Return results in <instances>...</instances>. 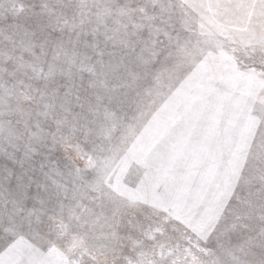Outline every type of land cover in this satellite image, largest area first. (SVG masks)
<instances>
[{
  "label": "rangeland",
  "instance_id": "rangeland-1",
  "mask_svg": "<svg viewBox=\"0 0 264 264\" xmlns=\"http://www.w3.org/2000/svg\"><path fill=\"white\" fill-rule=\"evenodd\" d=\"M180 0H0V174L11 169L20 174L22 169L3 154L5 132L9 129L20 135L25 131V122L33 130L39 123L47 127L53 123V109L50 101L52 90L74 77L78 82L103 79L105 74L114 70V65L97 62L98 52L107 53L105 37H115L119 44L132 33L147 36L155 31V25L169 14V5ZM227 2V0H225ZM238 0H233V3ZM10 12L5 19V13ZM252 26L262 25L260 9L247 8ZM209 19L207 26L220 33L225 39L227 33H235V28H225L217 20L238 19L237 12L221 9ZM153 18H156L155 20ZM163 25H161L162 27ZM99 42V48L94 47ZM105 61L109 57L105 55ZM246 63V61H242ZM229 72L217 75L211 88L207 89L211 100L200 102L203 110L209 105H222L211 117V124L205 121L201 127L207 142L201 147L197 172L201 179L200 187L195 190V202L189 207L173 206L156 194V184L144 185V173L148 169L156 170L168 164L170 156L165 149L166 143L176 141L178 155H182L186 144V123L181 117L191 110L192 101L182 96H168L173 79H161L152 89L151 99L139 117L138 124L128 136L137 134L135 140L112 148L97 164H103L113 171V188L108 189L125 209L117 214L119 228L115 234L101 236L94 219L82 208L90 201L83 186V180L74 172H69L63 159V150H58L55 158L60 160L64 170L58 183L44 184L38 171L40 157H36L37 171L30 173L35 177L27 198L23 200L28 209L43 208L42 223L34 234L35 242L43 245L52 264H95L99 240H104L109 254V264H115L113 257H119L125 264H138L145 254H166L170 240L169 231L156 232L141 227L145 214L156 209L171 211L172 215L185 223L191 218L207 217L218 211L217 205H223L233 195L229 209L240 199H246V207L240 215L244 219L237 221L235 227L229 225L225 241L228 259L232 264H248V256L259 251L264 245V230L257 228L252 218V209L256 207V194L249 197L248 188L243 184L233 194L235 176L233 169L238 162L234 154L237 144H242L246 132L239 120L243 118L249 99L247 93L260 87L255 79L243 75V69L228 61ZM109 86L114 82L111 77L104 81ZM102 86V85H101ZM63 89H61L62 91ZM201 86H195L199 92ZM20 120L19 125L16 121ZM11 121V124H9ZM87 150V149H86ZM8 151H13L8 148ZM16 159L22 157V151L15 153ZM26 163L25 167H30ZM83 167V164L81 163ZM121 168L123 171H121ZM92 173L89 172V179ZM116 175L121 176L119 185L115 184ZM163 181V176L160 178ZM41 186H37V185ZM9 207L11 199H21L25 192L17 188L15 176L6 185ZM139 189V190H138ZM122 193V195H120ZM4 195L0 190V209ZM44 204L41 205L40 201ZM111 208L112 205L109 204ZM231 215V211L225 213ZM131 221V223H130ZM171 235H175L172 233ZM209 247H216L215 238L209 241Z\"/></svg>",
  "mask_w": 264,
  "mask_h": 264
},
{
  "label": "snow or ice",
  "instance_id": "snow-or-ice-1",
  "mask_svg": "<svg viewBox=\"0 0 264 264\" xmlns=\"http://www.w3.org/2000/svg\"><path fill=\"white\" fill-rule=\"evenodd\" d=\"M249 7L261 10L258 19L264 25V0H238L236 3L233 0H180L168 6V16L161 18L155 31L147 36L132 33L119 44L115 37H105V48L109 42H112L111 47L107 53L98 52L97 62L114 65V70L103 79L84 83L72 77L69 82L55 87L50 101L55 127L51 124L42 127L38 123L33 130L25 122V131L20 135L12 129L5 132L3 154L18 164L22 172L17 175L11 169H4L0 174V190L5 194L0 209V264H52L45 247L37 244L34 238L44 210L28 209L23 200L27 198V189L36 183L30 174L37 171L35 164L30 163L36 157L41 158L38 171L44 184L55 185L58 178H63L64 170L60 160L55 158L60 149L68 162L67 170L82 178L86 193H93L86 195L90 204L82 205L83 210L94 219L101 236L106 237L109 230L115 234L119 228L117 214L125 209L108 191L114 187V170L98 165L97 161L118 147L122 140L128 143L137 138L138 133L129 137V131L143 127V122L138 124L139 117L151 99L155 83L169 77L173 82L165 99L178 95L192 101L191 110L181 117L187 125L188 143L182 155L176 152L175 140L166 143L165 149L170 156L168 164L146 170L143 184H156V194L173 206L187 208L192 205L195 190L200 187L198 180L201 178L197 172L200 150L207 142L201 125L208 121L210 126L216 109L222 107L213 104L200 110L199 103L211 100L207 89L212 87L217 75L229 72L228 61L241 67L243 75L260 85L254 92L247 93L246 103L250 107L246 108L243 118H236L246 135L234 152L238 165L233 169V194L242 182L248 188L249 197L256 194L252 218L257 228L264 230V26L259 29L252 26L251 17L246 14ZM222 8L238 14V19L222 17L217 20L225 28L236 29L235 33H227L225 39L207 26L209 19H216L210 14ZM9 14L5 13V19ZM94 47L99 48V42ZM109 77L114 81L110 86L104 82ZM195 86H201V90L194 91ZM20 123L16 121L17 125ZM9 147L13 151L9 152ZM19 151L22 157L17 160L15 153ZM26 163H30V167L26 168ZM13 176L17 188L24 190L25 195L21 199L12 198L9 207L6 185ZM120 182L121 176L116 175L115 184ZM232 199L230 195L223 205H217L218 211L205 221L191 218L185 223L176 219L171 211L161 209L145 214L141 227L156 232L169 231L174 243L167 245L166 254L162 252L158 256L153 249L152 254L143 255L138 264H232L225 247L227 230L229 225L235 227L237 221L244 219L239 213L247 206L246 199H240L229 209ZM40 203L43 205L44 201ZM228 211L232 214L226 215ZM214 238L216 247L211 248L208 244ZM98 243L95 264H109L104 240ZM113 261L125 264L119 257H113ZM248 264H264V245L248 256Z\"/></svg>",
  "mask_w": 264,
  "mask_h": 264
}]
</instances>
